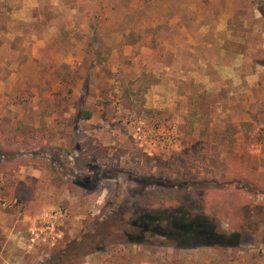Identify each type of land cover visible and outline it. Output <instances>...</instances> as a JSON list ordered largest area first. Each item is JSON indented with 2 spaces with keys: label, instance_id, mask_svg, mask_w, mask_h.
Instances as JSON below:
<instances>
[{
  "label": "rangeland",
  "instance_id": "374dc122",
  "mask_svg": "<svg viewBox=\"0 0 264 264\" xmlns=\"http://www.w3.org/2000/svg\"><path fill=\"white\" fill-rule=\"evenodd\" d=\"M227 1L245 41L236 50L264 63L263 35L238 18L250 6L262 16L264 0H30L13 18L18 57L0 70V264H264V89L216 70L213 34L196 22ZM31 168L44 180L25 174L23 185ZM173 215L240 239L122 235L138 234L141 216L166 234Z\"/></svg>",
  "mask_w": 264,
  "mask_h": 264
},
{
  "label": "crops",
  "instance_id": "0c3cea01",
  "mask_svg": "<svg viewBox=\"0 0 264 264\" xmlns=\"http://www.w3.org/2000/svg\"><path fill=\"white\" fill-rule=\"evenodd\" d=\"M30 0H25L23 10L21 9V12L13 11L9 6H6V4L10 5L13 3L10 0H0V70L7 68V62H10V58H17L18 55L15 52H12L9 50V47L11 46L12 42V36L11 31L13 28V18H18L20 15L24 16L28 11L33 8V5H29ZM234 1V0H232ZM15 2V1H14ZM249 4H252L249 2ZM31 6V7H29ZM230 6V7H229ZM228 6V1L222 6L223 10L217 9L219 7L215 8L211 5V10L209 11L210 14L215 15L214 19L208 23H205L201 19L197 20V25L200 27V25H207L208 27V33L207 37L211 34H213L214 41L210 44L205 43V47L208 49H211L213 52H215L218 55V61L216 65L213 66L217 70H223L228 73H233L232 78L239 81L237 83L238 85L244 84V82H249L251 87L254 88H263L264 89V63L263 61H253L252 59H247L243 55V52L237 51V46H244L245 41L243 36L239 32L232 31L231 28H229L230 23L236 20V14L237 10H233L231 7V3ZM241 22H243L244 27L246 29H250L252 33H261L264 38V19L261 16V13H259L258 9H256L254 6H250L249 13L246 14L245 17L239 16L238 17ZM3 20V21H2ZM6 20V21H5ZM206 28V27H205ZM212 29V30H211ZM220 39V40H216ZM227 43L228 45L232 46L233 48L230 49L227 54L229 55V61L227 64H220L218 62L221 61V56L225 54V49L223 46ZM6 52H10L11 55H6ZM40 57L37 56L34 52L31 54V56H26V61H37ZM3 62L5 64H3ZM247 63V64H246ZM247 65V66H246ZM222 66V67H219ZM206 67V65H205ZM15 71L18 70L17 68H13ZM22 70V69H20ZM14 76V74H11ZM217 75L219 78V73L217 72ZM264 94V93H263ZM264 97V96H262ZM7 142L5 139L1 140L0 137V147H3L6 149V146L4 147L3 144H6ZM23 169V168H22ZM22 169L19 171L21 172ZM26 170V169H25ZM23 170L22 177L18 180L20 183H26L28 184V179L25 176V174H29L34 178V175L36 177H39L41 180L43 178V175L46 173V171L40 172L39 170H34L33 168L28 169V172H24ZM3 182H6L3 180ZM9 182V181H7ZM45 181L43 182V184ZM24 185V184H23ZM47 185H50L48 183ZM8 192L11 193V189L7 188ZM43 190H46V188H43ZM31 203V202H30ZM29 203V204H30ZM1 217V216H0ZM7 222H9V219H7ZM7 225V226H6ZM3 228V235L6 236L7 239H11L13 236V231L10 228V224H4L2 226Z\"/></svg>",
  "mask_w": 264,
  "mask_h": 264
},
{
  "label": "trees",
  "instance_id": "16d2710c",
  "mask_svg": "<svg viewBox=\"0 0 264 264\" xmlns=\"http://www.w3.org/2000/svg\"><path fill=\"white\" fill-rule=\"evenodd\" d=\"M264 18V13H262ZM78 118L81 120H89L91 114L84 111L78 112ZM158 188H165L164 185L156 184ZM158 218L152 216H141L132 224V227L138 228L140 231L136 235H131L122 230V235L128 239V242L142 243L145 238V234L169 236L175 242L176 246L183 247H234L240 239L239 233H219L216 227L205 218L193 217L187 220L177 219L174 215L172 218L165 220V226L168 232L165 234L157 226ZM91 236H84L83 242L92 247V245L98 244V242L91 240ZM97 248V247H96Z\"/></svg>",
  "mask_w": 264,
  "mask_h": 264
}]
</instances>
